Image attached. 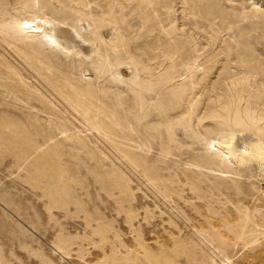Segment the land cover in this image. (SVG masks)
Wrapping results in <instances>:
<instances>
[{
	"label": "rangeland",
	"instance_id": "obj_1",
	"mask_svg": "<svg viewBox=\"0 0 264 264\" xmlns=\"http://www.w3.org/2000/svg\"><path fill=\"white\" fill-rule=\"evenodd\" d=\"M23 1L3 0L0 24L32 16L34 11ZM91 1L93 6L102 2L107 9L110 0ZM81 2L36 0V8L42 14L50 3L60 9ZM165 2L172 9L163 8ZM112 4L122 35L109 23L105 38L129 43L144 70L122 64L119 76L98 74L89 59L81 64L80 57L41 43L29 52L49 60L34 69L23 51L25 42L0 32V58L25 77L18 84L0 77V264H96L106 251L125 262L127 255L143 259L141 244L157 248L166 238L182 235L197 244L199 258L207 264H264V225L251 222L256 207L261 208L255 220L261 224L264 215V164L233 158L229 173L222 171L225 164L210 168L205 161L211 151L201 138L217 126L233 128L235 112L249 96L253 95L255 114L264 115V0H114ZM183 46L184 56L197 57L203 63L200 68L213 64L211 69L193 76L177 72L171 81L146 84L152 88L144 93L143 104L130 84L136 83L137 74L147 80L148 72L159 74L170 68L173 63L162 51L169 54ZM180 58L176 56V63ZM63 73L74 75L86 88L92 84L88 90L93 89L106 114L112 113V124L114 115L120 120L113 129L119 136L107 140L84 119L54 82ZM235 73L250 76L249 92L242 100L226 95L222 105L213 103L227 91L224 78ZM144 111L150 114L147 118ZM168 125L174 126L172 135ZM73 132L80 138L67 140L65 135ZM59 168L74 180L68 187L72 196L71 203H65L68 211L60 207L50 211L49 179L38 183L32 177ZM192 181L200 185L201 198L191 189ZM246 212L252 216L243 238L257 241L244 246L232 228ZM102 222L113 228L101 243L94 230ZM60 236L75 241L64 245L69 254L58 248ZM181 259L185 264L186 258Z\"/></svg>",
	"mask_w": 264,
	"mask_h": 264
},
{
	"label": "bare ground",
	"instance_id": "obj_2",
	"mask_svg": "<svg viewBox=\"0 0 264 264\" xmlns=\"http://www.w3.org/2000/svg\"><path fill=\"white\" fill-rule=\"evenodd\" d=\"M113 1L114 0L109 1L107 9H106V5H104L102 2L96 3V6H93L91 0L90 1L82 0L79 6L78 5L73 6V4L72 5L65 4V6L60 9L56 8L52 3H50V5H46L45 7L43 6L46 9V11L43 12L42 14H39L37 12L38 9L36 8V0H24L23 1L24 7L32 9V11H34V14H32V16H21L15 18L12 21L5 22L4 24H0V32L5 34L6 36L8 35L10 36L11 34L13 39L16 40L22 39L23 42H25L26 46L23 47V51H25V54L31 60L33 65L32 68L34 69L35 67L41 68L43 62L45 61V58L47 61L49 60V57L40 56V54L33 55L32 53L29 52V50H32V52L36 50L35 49L36 43H41L49 48L60 50L62 52L65 51L68 56L80 57L78 62L81 64L89 59L90 65L92 66V68L95 69V71L98 74L116 75L118 73L119 76L118 70H119V66L122 64L125 65L133 64L135 65L137 71L144 70V68H140L141 60L137 58L134 53H132V50H130L129 43L124 42L122 40L118 42L117 41L118 37H116L113 40L111 38L112 41H108L105 38V34H106L105 28L108 26L109 23L115 24L114 29L117 31L118 36L122 35L120 32L122 26L121 24L119 25L118 17H116L115 15L117 9H115V6L112 4ZM149 3H151V1ZM1 4H3V0H0V5ZM163 8L172 9V6L169 2H165ZM124 15L125 13L123 9L121 17L123 18L124 21H126L127 17L125 19ZM168 16L170 17V15ZM213 25L214 24L212 23V26ZM15 34L19 35V37H16ZM213 34L215 33L213 32ZM18 48L19 50L22 49L20 47ZM163 54H166L173 63L172 65L170 64L171 65L170 68H168L164 72H160L161 71L160 70L159 74L157 73L154 74L152 71L148 72L149 79L147 80L143 79L140 75L137 74V78L135 79L136 83L130 84L132 85L130 88L132 91L139 92L138 96H141V100L143 104L145 103L144 93L146 92H148V94L151 93L150 88H152V87H148L146 84L150 85L151 82L156 81L157 82L156 84L160 85L159 82L171 81L173 79V75L176 74L177 72L179 76H183V75L189 76L190 74L192 75L195 72H201V71L203 73H206L213 66V64L209 65L208 63L209 65L208 69H206L205 67L200 68L201 65H203V63H200L197 57H194V55H186V56L183 55L185 54L184 46L180 48L178 47L175 48V52H171L169 54H167L166 51H162V55ZM176 56L179 57L182 56V58H180L181 60L179 63H176L175 60ZM243 59L245 61L247 60L252 61V58L250 57H248L247 60L244 57ZM165 61H167L166 58ZM209 61L210 60H208V62ZM146 62L149 61H147L146 59ZM125 65L122 66L124 67ZM162 65H164V63H162ZM164 69L166 68L164 67ZM50 71L51 70L48 68L47 72L49 73ZM230 71L231 69H229V72ZM1 76L5 78L8 77V79L11 81L9 83L11 84H18L19 82H23L25 80L23 74L19 72L17 69H15L11 65V63L7 61L5 58H0V77ZM189 80L192 81L191 79ZM224 80L227 82L226 84L227 91H225L223 95H220L217 100L213 101V103H216L218 105H222L224 103V99L226 95H230L231 98H234L236 97V95H239L240 99L242 100L245 97L244 93H248L249 89L251 88L250 87L251 79L249 75L248 76L246 75L245 77L243 76L239 77L235 73L229 77H225ZM121 81L124 82L123 80ZM54 82L74 102V104L79 109V113L84 117V119L87 122H89L95 128V130H97L101 134H104L107 140H111L112 135L119 136L118 134H115L113 129L115 128L114 124H118L120 120L116 119V115H114V119L116 121L114 120V123L112 124L111 122L113 117L112 113L109 112L106 114L103 108L98 105L99 98L96 97L93 89H91L92 91L88 90L89 88H92V84L87 85L86 88V86L77 77H74V75L71 74H64V73L62 75H56V77H54ZM137 83L144 85H141L142 87L141 86L139 87L136 86ZM182 85L183 84L181 83L177 87ZM139 89L142 92H140ZM26 90L28 96L29 95L31 96L32 87L29 85L28 88H26ZM152 90H155V88L153 87ZM249 97L250 99L249 100L247 99L244 107L243 105H240L241 109H238L235 112L233 128H228L227 126H217L215 129H212L210 130L209 133L205 134L204 137H201L202 140H204V143L206 144L208 149L211 151V153H209L208 151L207 153L208 159L205 161L208 167L211 168L213 165L221 166L225 164V166L223 167L225 169L222 171L224 173H229L231 171L229 162H232L233 158H239L242 161H246V162L255 161V162H259L260 164H264V115L255 114L254 109L251 108L253 103L252 102L253 95ZM160 110L163 111L162 109H158V113H160ZM144 115L145 118H147L150 114L144 111ZM0 121H3V119ZM119 124H121V122H119ZM184 124L186 128L189 127L188 120L185 121ZM173 129L174 126L168 125V131L171 135L173 134ZM114 130H116V128ZM61 132L66 133L68 131L66 129ZM213 135H215V137ZM120 137L126 138L125 136H120ZM65 138L67 140H75V138L79 139L80 135L73 132L71 135L66 134ZM51 139H53V137ZM16 140H18L17 137ZM66 173L67 170H65L64 168L61 169L59 168V170L44 169L43 171H40L39 173H36L32 176L35 181H38V183L42 182L43 178L49 179L48 188L50 187L53 188L51 190L48 189L46 190L48 192L49 199L51 201L49 206L50 211L54 207L67 209V211L69 210L68 206H66L65 203L67 202L69 204L71 203L70 200L72 196L70 194L71 192L69 191V188L73 186L74 180L70 176L66 177ZM152 179L154 180V177ZM38 183L36 184V186L41 187L40 184ZM190 185H191V189L195 191L197 195H199V197L201 198L200 195L201 191H197V190H201L200 185H198L197 182H193V181L191 182ZM240 193L241 191L239 192V194ZM60 202H62V206L58 204ZM75 204H79V202L76 201ZM260 208L261 207L259 206L256 207L255 212L256 213L260 212ZM80 210L84 212L86 211L84 208H81ZM255 212L253 214V218H252L253 220H251V222H253L255 225L256 224L264 225V215H262L263 219L261 220V224H260L259 221L257 222L255 220V218L257 217ZM251 216H252L251 213L246 212V213H241L240 217L237 218L238 221L235 223V225L232 228V231L234 232V235L236 236L237 239L243 238V235H245L246 229L248 230L249 218H251ZM186 218L189 219L188 217ZM145 219L148 222V215H146ZM132 221L133 219H130L131 224ZM234 221L235 220L227 222V224L229 223L231 224ZM88 224L90 225L89 221ZM258 225L256 226L258 227ZM112 228L113 227L111 225L102 222L94 230L95 234L97 233L100 235L101 243L107 239L106 234ZM146 229L149 230V228ZM207 235L211 236L210 234ZM58 239H59L57 244L58 248L63 253L69 254V252L66 251L67 247H65L64 245L66 246L73 245L75 241L65 236H60ZM255 241L257 240L247 237L243 238L244 246L252 244ZM95 242L96 241L92 240L93 244ZM140 247L144 251L143 259L138 255L136 256L127 255L125 256V259L127 261L125 260V262H123L122 260L123 258L117 257L115 254L108 255L106 251L104 254L106 257L103 258L102 260L95 261V263L96 264H181V262L183 261L181 258L185 257L187 260L185 264H207L206 261L200 260L199 255L196 251L197 244L191 243L187 238H184L183 235L180 237L178 236V238L173 236V240L171 241H169V239L166 238L163 244H161L157 248L154 246L151 247L144 244L143 245L141 244Z\"/></svg>",
	"mask_w": 264,
	"mask_h": 264
}]
</instances>
